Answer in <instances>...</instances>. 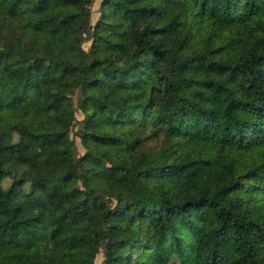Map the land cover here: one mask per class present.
Instances as JSON below:
<instances>
[{
	"label": "trees",
	"instance_id": "1",
	"mask_svg": "<svg viewBox=\"0 0 264 264\" xmlns=\"http://www.w3.org/2000/svg\"><path fill=\"white\" fill-rule=\"evenodd\" d=\"M91 1L0 0V264H264V0Z\"/></svg>",
	"mask_w": 264,
	"mask_h": 264
},
{
	"label": "rangeland",
	"instance_id": "2",
	"mask_svg": "<svg viewBox=\"0 0 264 264\" xmlns=\"http://www.w3.org/2000/svg\"><path fill=\"white\" fill-rule=\"evenodd\" d=\"M99 3H100V0H92L91 1V4H90L91 25L94 24V22L96 21L98 15H99ZM82 45L86 49L89 45V41H84ZM109 63L112 66L121 65V62L116 57H113V56H111V58L109 59ZM54 76H55V72H54L53 67H49L44 73H42L40 75L33 74L30 78L29 87L33 90H36L40 84H42L44 82L51 81L54 78ZM76 117L80 118L81 114L76 113ZM75 144H76L77 151L80 154H82L84 152V148L82 147V145L80 144V142L77 138H75ZM108 145H110V143H108ZM103 155H104L105 159H113V155L111 152L104 151ZM102 258H103V254H102V251H100L95 256V263L101 264Z\"/></svg>",
	"mask_w": 264,
	"mask_h": 264
}]
</instances>
